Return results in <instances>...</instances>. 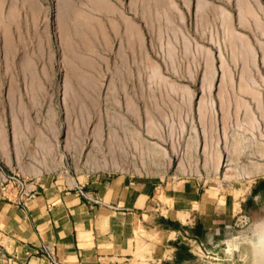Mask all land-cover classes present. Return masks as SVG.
<instances>
[{"label": "crops", "instance_id": "1", "mask_svg": "<svg viewBox=\"0 0 264 264\" xmlns=\"http://www.w3.org/2000/svg\"><path fill=\"white\" fill-rule=\"evenodd\" d=\"M189 1L13 0V16L0 18L8 54L56 56L61 73L59 80L46 82L23 70L18 81L9 76L0 81V183L15 171L32 179L34 191L22 207L0 191V264H52L42 245L58 264H125L143 233L167 236L169 242L184 235L217 239L229 228L234 214L201 172L199 177L177 166L166 178L92 173L84 167L94 163L93 147L78 140V121L95 118L91 58H117L119 71L135 73V79L108 81L103 102L122 105L119 118H141L132 104L143 101L137 72L145 44L155 41L168 53L174 38L168 11ZM208 1L191 0L197 7ZM159 23L166 32L144 43V27ZM261 68L264 73L263 63ZM105 114L111 119L117 112ZM237 150L264 151V144H241Z\"/></svg>", "mask_w": 264, "mask_h": 264}, {"label": "rangeland", "instance_id": "2", "mask_svg": "<svg viewBox=\"0 0 264 264\" xmlns=\"http://www.w3.org/2000/svg\"><path fill=\"white\" fill-rule=\"evenodd\" d=\"M13 4V0H0V18L13 16ZM168 12L174 35L168 53L149 39L166 32L161 24L144 27V43L153 42V46L145 44L142 70L137 72V79L143 80V101L132 106H137L141 118H119L122 105L103 102L108 81L135 79V73L119 71L117 58L90 57L95 62L88 76L97 83L95 118L78 121V140L92 145L94 163L84 170L158 178L172 175L177 166L198 176L201 172V179L219 188L234 214L217 239L184 235L167 242V236L151 233L146 238L143 233L125 264H256L245 242L229 248L228 237L242 235L264 220V151L237 150L241 144H264L263 0H209L200 8L190 0L189 5ZM0 36V81L8 76L18 81L23 70L30 79L59 80L58 57L10 55L5 49L6 34L0 30ZM236 38H242L250 56L239 54ZM108 112H117L116 118H104ZM135 130L136 151L131 135Z\"/></svg>", "mask_w": 264, "mask_h": 264}, {"label": "built area", "instance_id": "3", "mask_svg": "<svg viewBox=\"0 0 264 264\" xmlns=\"http://www.w3.org/2000/svg\"><path fill=\"white\" fill-rule=\"evenodd\" d=\"M0 191L2 193H10L13 202L20 207L24 206L34 195L32 183H29L26 179L15 173H11L4 177L0 183ZM41 250L52 264H58L50 253L48 245H42Z\"/></svg>", "mask_w": 264, "mask_h": 264}, {"label": "clouds", "instance_id": "4", "mask_svg": "<svg viewBox=\"0 0 264 264\" xmlns=\"http://www.w3.org/2000/svg\"><path fill=\"white\" fill-rule=\"evenodd\" d=\"M229 248H237L240 241L247 244L248 248L254 253L256 264H264V220L257 221L254 227H251L242 235L229 236ZM236 241V243H232Z\"/></svg>", "mask_w": 264, "mask_h": 264}, {"label": "bare ground", "instance_id": "5", "mask_svg": "<svg viewBox=\"0 0 264 264\" xmlns=\"http://www.w3.org/2000/svg\"><path fill=\"white\" fill-rule=\"evenodd\" d=\"M243 6V5H242ZM241 7V6H240ZM200 8V7H199ZM246 9V8H245ZM201 10V9H200ZM241 10V9H240ZM242 11V10H241ZM238 15H239V18L240 19H242V14H241V12H238ZM225 17V16H224ZM225 19V18H224ZM225 24V23H224ZM259 26V25H258ZM224 27V26H223ZM225 28V27H224ZM228 30V29H227ZM231 30V29H230ZM228 32V31H227ZM226 32V33H227ZM233 37V36H232ZM237 39V42H238V47L237 48H239V51H240V53L239 54H241V56H243V58H244V56H246V55H251V52L247 49L248 47L247 46H245L244 44H243V41H242V38L241 39H239V38H236ZM235 40V39H234ZM245 42V41H244ZM234 43V42H233ZM232 45V44H231ZM234 46V45H233ZM232 49V48H231ZM236 49V48H235ZM234 55H235V53H234ZM252 57V56H251ZM247 58H249V57H247ZM246 59V58H245ZM252 60V59H251ZM246 61V60H245ZM242 64H244V63H242ZM262 64V63H261ZM242 69H244V68H242ZM241 69V70H242ZM250 70V69H249ZM243 71V70H242ZM243 73H245V72H243ZM241 74H242V72H241ZM245 75H246V73H245ZM244 78H242V80H243ZM253 80V79H252ZM245 84V83H244ZM242 86H245V85H242ZM241 86V87H242ZM247 86V85H246ZM254 86V85H253ZM257 86V85H256ZM255 86V87H256ZM242 88H244V87H242ZM249 88V87H248ZM254 88V87H253ZM241 89V88H240ZM244 89H246V88H244ZM251 89V88H250ZM256 89V88H255ZM242 91H243V89H241ZM247 90H249V89H247ZM245 91V90H244ZM250 91V90H249ZM254 91V90H253ZM258 92V91H257ZM242 93H245V92H242ZM246 93H247V91H246ZM247 94H249L248 96H252L253 97V95H251L250 94V92H248ZM255 97V96H254ZM257 98H255V100H256ZM252 101V100H251ZM260 102V101H259ZM264 102V101H263ZM241 103V102H240ZM242 103H243V101H242ZM255 103V102H254ZM256 106V105H255ZM257 107V106H256ZM248 110L249 108H245V110ZM256 109V108H255ZM261 109V108H260ZM243 110V109H242ZM257 111H258V109H257ZM260 111H262V110H260ZM257 113V112H256ZM250 127H251V124H250ZM249 127V128H250Z\"/></svg>", "mask_w": 264, "mask_h": 264}]
</instances>
